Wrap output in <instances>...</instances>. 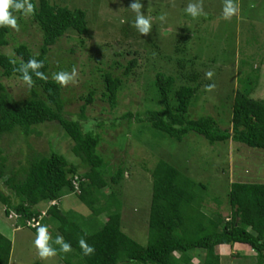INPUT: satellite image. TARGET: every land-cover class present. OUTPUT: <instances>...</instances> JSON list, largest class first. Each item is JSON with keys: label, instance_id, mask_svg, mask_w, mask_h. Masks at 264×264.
Segmentation results:
<instances>
[{"label": "rangeland", "instance_id": "rangeland-1", "mask_svg": "<svg viewBox=\"0 0 264 264\" xmlns=\"http://www.w3.org/2000/svg\"><path fill=\"white\" fill-rule=\"evenodd\" d=\"M50 1L86 12L88 32L80 35L68 29L50 47L47 58L53 73L77 69L76 80L62 87L68 117L77 118L89 90H96L93 102L87 105L85 122L95 125L98 119L105 120L104 126L96 128L101 138L98 151L104 156L107 168L110 167L109 173L118 166L125 170L115 189L123 204L121 227L126 234L142 245L147 243L152 190L149 170L160 159L169 161L194 181L202 183L204 187L199 188L203 197L202 210L211 217H215L216 211L229 215L227 192L232 182L264 183V152L260 148L232 140L211 144L196 133H189L178 142L143 127V123L135 119L129 123L123 118L115 127L110 125V121L127 111L142 112L145 108L160 107L151 101L150 79L159 68L177 70L176 61L180 57L187 60L182 71L198 75L194 83H200L189 107L190 118L213 116L222 127L230 126L236 89H246L248 81L252 84L251 96L264 98V0H233L239 5V11L230 19L223 16L224 0H203V11L196 17L185 11L188 3L196 0H141L142 12L152 22L151 32L146 36L132 27L135 13L128 7L131 0ZM12 15L17 17L20 30L10 28L9 43L0 46V53L14 55V48L21 43L33 53H39L42 31L33 15L17 12ZM161 15L166 16L165 20L159 19ZM133 59L136 65L124 75ZM107 72L123 81L118 91V104L113 109L102 94ZM208 72L213 73L211 79L206 76ZM1 80L14 99L23 100L29 96V87L19 78L1 77ZM181 82L179 78L177 84ZM209 85L214 87L208 90ZM59 129L56 123H47L39 125V133L30 134L27 140L18 133L4 136L0 146L7 156L6 164L19 167L28 154H49V139L54 149L78 163L71 150L72 143L61 136ZM0 187L6 194L10 193L3 182ZM111 189L106 187L103 191L108 194ZM13 200L16 202V198ZM106 200L102 198L99 204ZM47 204L39 206L46 208ZM59 204L64 210L73 209L82 215L90 213L72 193L64 194ZM4 209L0 201V232L12 241L9 264H64L58 254L48 260L40 259L33 244L36 232L26 226L15 228ZM99 217L102 221L107 219L105 213ZM217 252L221 264H253L255 261L253 255L240 256L253 253L247 245H220ZM203 254V250H195L193 262H199Z\"/></svg>", "mask_w": 264, "mask_h": 264}, {"label": "trees", "instance_id": "trees-1", "mask_svg": "<svg viewBox=\"0 0 264 264\" xmlns=\"http://www.w3.org/2000/svg\"><path fill=\"white\" fill-rule=\"evenodd\" d=\"M31 2L36 6L33 18L42 31V44L39 53H33L22 43L14 48V55L0 53V143L4 136L17 133L27 140L30 134L39 133V125L56 123L61 136L72 143L71 150L78 163L54 149V143L49 139V154L34 152L27 155L24 164L9 167L0 146V183L10 190L6 194L0 187V201L15 228L26 226L36 232V227L28 225L27 221L39 218L45 210L40 224L46 225L49 233L55 231L51 236L53 241L59 234L72 246L69 253H57L65 264H221L217 249L220 245L231 244L250 246L253 253H241L240 256L249 258L253 255V264H264V183L232 182L227 192L229 215L216 211L215 217H211L202 210L203 197L199 192V188L204 187L202 183L164 159L158 160L149 170L152 190L147 243H138L122 230L123 204L115 186L124 177L125 170L118 166L109 173L110 167L107 168L104 156L98 151L101 138L96 128L104 126L105 120L98 119L95 125L85 122L87 105L93 102L96 90H89L77 118L68 117L62 86L52 80L53 71L49 69L47 58L50 47L68 29H74L80 35L88 32L86 12L50 0ZM10 11L20 13L14 9ZM19 20L21 22V17ZM9 32L10 27H0V46L9 43ZM21 58L25 62L30 58L42 60L44 67L40 71L48 79L41 80L33 75L34 84L29 88V96L16 100L1 77L22 80L21 74L14 71ZM13 59L17 61L16 65L10 63ZM185 61L179 57L177 70L159 68L150 79L151 101L160 107L145 108L142 112L127 111L110 121V125L115 127L123 118L129 123L135 119L143 123V127L178 142L187 134L196 133L211 144L232 140L264 152V98L251 96L252 84L247 81L246 89H236L230 126L222 127L213 116L190 118L189 107L200 83H194L198 75L182 71ZM135 65L136 60H131L124 75ZM179 78L183 82L177 84ZM104 80L102 94L113 109L118 104V91L123 81L111 72L104 75ZM106 187L112 188L108 194L103 191ZM66 193L78 196L90 213L82 215L73 209H62L59 199ZM102 198L107 199L106 203L99 204ZM44 202L48 204L41 208L39 204ZM102 213L107 215L106 221L100 220ZM81 237L94 246L93 255H83L78 243ZM53 247L59 248L55 244ZM197 249L203 250L204 254L199 262H193ZM11 251L12 241L0 232V264L10 263Z\"/></svg>", "mask_w": 264, "mask_h": 264}, {"label": "clouds", "instance_id": "clouds-1", "mask_svg": "<svg viewBox=\"0 0 264 264\" xmlns=\"http://www.w3.org/2000/svg\"><path fill=\"white\" fill-rule=\"evenodd\" d=\"M129 9L135 13V19L132 22V27H134L141 35H148L151 32L152 22L151 18L145 16L142 12L144 5L141 0H131L129 4ZM10 9L20 12L24 16H30L35 14L36 6L31 2V0H0V27H10L15 31L20 30V25L18 23L17 17L12 15ZM185 11L193 17L200 15L203 11V0H196V2L188 3ZM239 11V5L233 3V0H224L223 16L225 19H230L232 15ZM166 16L161 15L159 19L161 21L165 20ZM10 63L16 65L17 61L15 59L11 60ZM44 67V62L42 60H37L35 58H30L28 61H23L21 58L19 66L14 68L21 74L23 82L31 88L34 84L33 75L41 80H47L48 76L44 72L40 71ZM78 73L75 67L72 68L71 72L68 71H58L52 73V80L55 81L62 87H66L70 82L76 80ZM213 73H206L207 78L211 79ZM208 90H211L214 85L207 86ZM75 119V118H74ZM36 236L33 241L34 247L37 250V254L40 259L48 260L55 257L59 252L69 253L72 251V246L70 243L64 240V237L57 235L53 241L48 227L37 223ZM79 247L85 256H91L95 252V248L89 245L84 237H81L78 241ZM53 244L58 245L59 248L53 247Z\"/></svg>", "mask_w": 264, "mask_h": 264}, {"label": "built area", "instance_id": "built-area-1", "mask_svg": "<svg viewBox=\"0 0 264 264\" xmlns=\"http://www.w3.org/2000/svg\"><path fill=\"white\" fill-rule=\"evenodd\" d=\"M44 214H45V210L42 211L41 216L44 215ZM12 216H13V215L11 214L10 217H12ZM41 216H39V218H37V219H36V218H32V219L28 220V221H27V224H28V225H31V226H35L37 223L40 224V217H41Z\"/></svg>", "mask_w": 264, "mask_h": 264}, {"label": "crops", "instance_id": "crops-1", "mask_svg": "<svg viewBox=\"0 0 264 264\" xmlns=\"http://www.w3.org/2000/svg\"><path fill=\"white\" fill-rule=\"evenodd\" d=\"M65 264V263H64Z\"/></svg>", "mask_w": 264, "mask_h": 264}]
</instances>
